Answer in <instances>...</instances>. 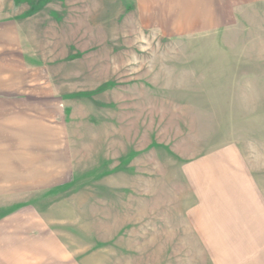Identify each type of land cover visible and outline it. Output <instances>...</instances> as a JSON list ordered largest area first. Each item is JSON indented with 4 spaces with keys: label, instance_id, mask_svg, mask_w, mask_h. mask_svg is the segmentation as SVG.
Returning a JSON list of instances; mask_svg holds the SVG:
<instances>
[{
    "label": "rangeland",
    "instance_id": "rangeland-1",
    "mask_svg": "<svg viewBox=\"0 0 264 264\" xmlns=\"http://www.w3.org/2000/svg\"><path fill=\"white\" fill-rule=\"evenodd\" d=\"M176 1L0 0V73L49 99L17 119L48 169L0 183V264H264V232L191 224L184 175L243 159L264 195V0L188 36Z\"/></svg>",
    "mask_w": 264,
    "mask_h": 264
},
{
    "label": "crops",
    "instance_id": "crops-1",
    "mask_svg": "<svg viewBox=\"0 0 264 264\" xmlns=\"http://www.w3.org/2000/svg\"><path fill=\"white\" fill-rule=\"evenodd\" d=\"M175 5L176 9H170V15L176 21L185 20L186 23L192 24L191 31H188V28L184 30L183 35L188 36L224 30L226 23L230 20L229 16L238 12L235 9H240L241 2L179 0ZM183 16L184 20L180 18ZM13 70L15 69L9 67L10 74L0 73V183L8 184L12 181L15 183L17 174L30 175L33 167L41 169L39 174H42L43 170L47 172L49 159L47 145L42 149L41 142L36 144L39 146L38 149L29 148L31 146H26L28 140L25 137L23 138L25 144L17 146V119H22L23 127L29 125L26 120L30 118H34L32 120L33 122L35 120V125L41 126L43 122L37 114L47 112L49 99L47 96L43 98V96L24 93L22 90L18 92L15 84L10 83ZM32 143L35 141L33 140ZM237 147L239 148L237 145L232 147L235 155L244 158L242 149H236ZM239 161H236L237 164H230V161L219 158L208 164L209 160L200 159L194 164H185V181L189 183L198 199V202L194 204V210L187 214L192 225H216L217 230L222 231L264 232V195L258 191L259 188L256 185L258 181L253 172L243 159ZM43 162L45 164H42ZM4 167L8 168L5 170ZM18 167L24 168V171H18ZM253 245L256 244L253 243ZM258 245L264 246V240Z\"/></svg>",
    "mask_w": 264,
    "mask_h": 264
}]
</instances>
